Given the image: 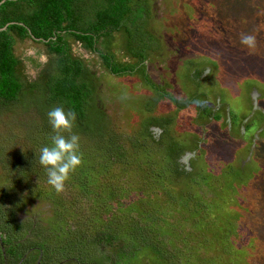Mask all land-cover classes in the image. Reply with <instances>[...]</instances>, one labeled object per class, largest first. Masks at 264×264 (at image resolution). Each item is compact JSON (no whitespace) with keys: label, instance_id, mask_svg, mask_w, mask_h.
I'll return each instance as SVG.
<instances>
[{"label":"rangeland","instance_id":"obj_1","mask_svg":"<svg viewBox=\"0 0 264 264\" xmlns=\"http://www.w3.org/2000/svg\"><path fill=\"white\" fill-rule=\"evenodd\" d=\"M80 1L82 3L77 22L81 26H88L94 18V14L90 15L94 6L100 5L102 9H106L110 0ZM152 1L153 15L148 23V29L155 36L154 40L159 45V51L150 52L147 61L148 73L151 80L161 85V90H165L166 95L169 94L177 99V102H186L190 98L192 101L197 100L179 109L172 131L175 135L174 144L185 143L191 146V149L188 148L189 150L181 157L180 163L182 162L183 166L187 165L190 170L191 165H195L196 177L167 185L165 183L167 174L160 171L155 174L156 178H149L147 183H144L139 191V200L144 199L143 193L148 191L146 196L155 195V200L166 196L172 201L183 196L187 200L201 202L206 208L211 209L209 211L200 208V214L193 219L187 215L186 219L191 223L183 220L176 224L177 220L170 219V222L166 223L168 232L175 233L179 225H187L181 229L186 230L185 232H177L173 235L176 239L186 236L197 243L201 241L204 233H209L207 229L215 230L216 225H221L232 228V232L228 230V244L238 248L246 246L248 240L257 239L261 243L264 241V131L260 132V127L255 125L250 128L249 133H246L245 125L249 123L248 120L254 118L255 114L257 117L255 123L264 127V72L253 67L256 58L264 61V7L260 12L262 0ZM123 33V38L121 33H116V38L105 51L114 54L117 60L134 62L136 59L129 55L122 42L129 47L131 44L129 39L134 40L136 37L133 34ZM242 33L254 34L257 38L256 47L247 49L242 46L240 42ZM70 43L75 51L85 55L87 63L100 76L102 90L108 96L104 100L105 104L111 105L115 120L124 126L128 125L129 133L133 132L132 126L134 129L141 126L145 114L139 112L147 98H155L152 89L144 86L142 78L136 74L120 76L112 74L105 70L101 58L96 53L80 49L77 42L70 41ZM96 47L104 49L98 45ZM228 48L230 54L224 51ZM16 49L18 56L26 63V76L29 79L34 78L38 75L40 65L48 58L46 48L41 43L26 40L16 44ZM198 70H203L200 77ZM205 93L207 98L203 96ZM170 101L172 100L168 99L157 103L156 109L151 114L156 117L173 115L177 108L174 102ZM202 103H206L211 110L222 108L221 120L210 118L205 114L206 112L199 118L196 106ZM22 108L32 109L33 106L24 104ZM11 116L13 115L10 114ZM23 118L24 116L19 117L21 122ZM20 121H17L18 123L16 121L14 123L13 120L8 123L3 121L4 123L0 124V151H2L0 157L2 154L8 156L5 157V163L0 162V175H3L0 184L8 176V168L13 169L15 175L22 180V186L16 184L13 189L0 185V222L3 213H10L9 211L12 210V213L16 214L17 211V220L15 219L14 222L15 228L19 230L16 229L14 240L19 238L17 243H25L29 247L32 245L29 255L36 256L38 262L45 261L50 264L43 252H36L33 248L34 243L43 241L42 243L51 246L49 251L53 255L50 256L52 262L62 264L61 258L56 257L57 253L54 249L63 246L71 255V261L79 258L80 264H108L115 252L104 255L96 251V246L93 245L98 235L93 231L92 220L102 214L101 209L91 208L94 203H98L97 197L93 195L82 197L80 190L69 182L66 190L57 194L47 183L43 168L41 170L44 172L41 173L22 172L20 165L17 164L21 162V157L33 156L36 141L26 139L31 129ZM39 122L44 124L42 120ZM39 130L41 135L39 143L48 144L50 134H46L41 128ZM39 130H33L31 137L35 138ZM194 143L196 150L192 147ZM148 147L145 146L144 149L147 150ZM4 164L8 168H5ZM210 174L215 176L210 177ZM74 176L77 178L76 172L71 178ZM164 186L169 190H175L172 196H167L164 191L160 194V188L163 189ZM41 187V191H38ZM232 198L236 199V203L231 202L229 208H226L229 209L228 213L216 215L213 212V200L227 202L233 201ZM171 205L172 203H163V212H166ZM59 220H63V223L58 226L57 231H52ZM124 220L129 221V216ZM123 226L119 228L121 237L124 235ZM48 234L53 237L44 241ZM168 237H164L162 247L171 242L172 238ZM175 244L179 249L176 251L170 243L166 253L162 254L160 262L157 256L154 260V255L146 256L148 255L146 254L139 264H144L145 260L146 264L198 262L196 259L189 261L192 256L189 250L185 254L186 247L183 249L176 242ZM225 252L229 253L227 250ZM68 254L66 253L67 256ZM219 254L221 253L216 251L213 253V258L216 260L205 259L204 264H229L227 255ZM229 254L232 256L231 253ZM237 255L236 261L237 259L240 261L243 254ZM135 260L133 257L127 261L123 260L121 264H132ZM241 261L248 264H264L260 258Z\"/></svg>","mask_w":264,"mask_h":264},{"label":"trees","instance_id":"obj_2","mask_svg":"<svg viewBox=\"0 0 264 264\" xmlns=\"http://www.w3.org/2000/svg\"><path fill=\"white\" fill-rule=\"evenodd\" d=\"M152 2V0H110L106 9L95 5L90 11L92 12L90 15L94 14L91 23L88 26H81L77 22L82 3L80 0H0V124L8 123L10 120L14 123L19 122V117L24 116L20 122L31 129L26 139L36 141L33 156L21 157V162L17 165H20L22 172H44L39 163V154L46 142L39 143L41 139L39 129H43L51 136L53 132L47 112L55 106H63L65 110L72 109L77 115L73 130L81 138L80 150L83 153V163L76 171L77 178L75 174L69 183L74 184L80 190L82 197L90 195L97 197L98 203H94L95 205L91 208L101 209L102 214L92 220L93 231L98 235L93 245L96 246V251L104 255L115 252L108 264H121L123 260L127 261L133 257L136 260L132 264H139L146 254H148L146 256L154 255V260L157 256L160 262L162 254L166 253L170 243L176 251L179 249L175 242L183 249L186 247L185 254L189 250L192 254L189 261L196 259L198 261L196 264H204L205 259L209 258L216 260L213 258V253L216 251L223 255L226 254L229 264H248L241 260L253 261L256 258L264 262V241L261 240L263 242L260 243L257 239L248 240L245 248H237L227 243L228 230L232 232L230 227L216 225L215 230L214 228L207 229L209 233H204L205 236H201V241L197 243L186 236L180 239L173 236L177 232H185L186 230L181 229L187 227L186 224L179 225L175 233L166 231V223L170 222V219L177 220L176 224H179L187 220V215L193 219L194 216L200 214V208L211 211L201 202H195L193 199L187 200L183 196L172 201L166 196L155 200V195L146 196L148 191L143 193L144 199L139 200V191L144 183H147L149 178H156L155 174L160 171L167 174V179H165L167 185L196 177L195 165L192 164L190 170L187 165L183 166L182 162L180 163L181 157L189 150L188 148L191 149V146L185 143L183 145L174 144L175 135L172 131L179 109L197 100L192 101L190 98L186 102H177V99L169 94L166 95L167 92L162 91V86L155 84L148 73L149 62L147 61L150 52L159 51V45L154 40L155 36L148 29V23L153 15ZM261 3L259 4L260 12L264 7V0ZM123 32L136 37L134 40L129 39L131 43L129 47L123 45L122 42V46L129 55L136 59L134 62L117 60L114 54L105 51L116 38L115 34L121 33L123 38ZM26 40L41 43L46 48L48 56L47 60L40 65L38 75L30 79L25 73L26 63L18 56L16 49V44ZM70 41L77 42L80 49L96 53L101 58L105 70L118 76L136 74L142 78L144 86L152 89L155 98H147L139 112L142 115L145 114V119L140 123L141 126L137 129L132 126L133 132L129 133L127 124L124 126L115 120L111 105L105 104L104 100L108 96L102 90L100 76L92 70L85 55L72 48ZM96 45L104 49L101 50ZM224 51L230 54L229 48ZM253 67L264 72V61L256 58ZM202 71H199V77ZM196 82L199 83L198 80ZM203 96L207 98L206 93ZM168 99L172 100L170 102H174L177 108L173 115L166 117L152 115L157 103ZM24 104H29L36 109H23ZM196 107L199 118L205 112L216 121L222 118L219 110H211L206 103ZM10 114L16 118L13 116L11 118ZM255 116L254 114V118L247 121L249 123L245 125L246 133H249L251 127L257 125ZM41 120L44 124L39 122ZM33 130H39L35 138L31 137ZM50 143L51 140L48 137L46 146ZM145 146H149L147 150L144 149ZM192 147L196 150L195 143ZM5 157L8 156L1 155V163H5ZM4 167L8 168L6 164ZM8 170V176L0 185L7 186V189L15 188L16 184L22 186V180L15 175V171L10 168ZM2 176L0 175V180ZM209 176L215 175L210 174ZM250 182L251 180H249V186H251ZM165 187L160 188V194L164 191L167 196H172L175 190ZM41 189L42 187L38 191ZM223 193L225 194L226 190ZM35 197L38 196L35 195ZM232 199L233 201L227 202L213 200V212L216 215L228 213L229 209L226 208H229L231 202L236 203V199ZM165 202L172 203V205L166 212H163ZM9 212L1 215L0 264H47L45 261L44 263L38 262L36 256L29 255L32 245L29 247L28 244L17 243L19 238L14 240L17 229L14 220H17V211L16 214H13L12 210ZM236 214L238 215L237 212ZM127 216H129V221L124 220ZM62 223L63 220H59L52 231H57ZM122 225H124V235L121 237L119 228ZM51 237L53 236L48 234L44 241L50 240ZM164 237H168L171 242L162 247ZM42 242L34 243V250L43 252L48 258V263L60 264L52 262L53 255L49 251L51 246ZM54 251L57 253L56 257L61 258L62 264L64 262V264H80L81 262L79 258L71 261V255L63 246H57ZM180 254L182 257L183 252ZM221 254L219 255L222 256ZM237 254H243L240 261L238 259L236 261ZM233 257L235 258L232 259ZM146 263L145 260L144 264Z\"/></svg>","mask_w":264,"mask_h":264},{"label":"clouds","instance_id":"obj_3","mask_svg":"<svg viewBox=\"0 0 264 264\" xmlns=\"http://www.w3.org/2000/svg\"><path fill=\"white\" fill-rule=\"evenodd\" d=\"M240 42L245 48L252 49L256 47L257 38L252 33H242ZM47 117L53 134L50 136V145L40 149L39 163L45 170L47 183L57 194H61L83 163L81 138L73 130L77 115L72 109L55 106L47 112Z\"/></svg>","mask_w":264,"mask_h":264},{"label":"flooded vegetation","instance_id":"obj_4","mask_svg":"<svg viewBox=\"0 0 264 264\" xmlns=\"http://www.w3.org/2000/svg\"><path fill=\"white\" fill-rule=\"evenodd\" d=\"M218 110H219L218 112L220 113V111L222 110V108H220V109H218ZM220 114H221V113H220ZM258 126L260 127V128H259V131H260V132L264 131V127H261L260 125L257 124L256 127H258Z\"/></svg>","mask_w":264,"mask_h":264},{"label":"water","instance_id":"obj_5","mask_svg":"<svg viewBox=\"0 0 264 264\" xmlns=\"http://www.w3.org/2000/svg\"><path fill=\"white\" fill-rule=\"evenodd\" d=\"M2 3H4V1Z\"/></svg>","mask_w":264,"mask_h":264}]
</instances>
